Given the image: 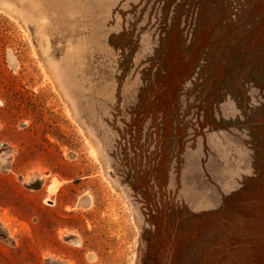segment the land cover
Listing matches in <instances>:
<instances>
[{"label": "rangeland", "instance_id": "374dc122", "mask_svg": "<svg viewBox=\"0 0 264 264\" xmlns=\"http://www.w3.org/2000/svg\"><path fill=\"white\" fill-rule=\"evenodd\" d=\"M0 264H264V0H0Z\"/></svg>", "mask_w": 264, "mask_h": 264}]
</instances>
